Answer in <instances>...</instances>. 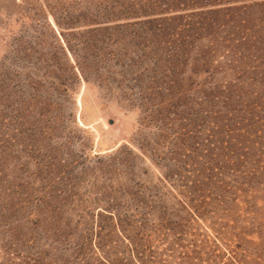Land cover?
Returning a JSON list of instances; mask_svg holds the SVG:
<instances>
[{
    "label": "trees",
    "instance_id": "1",
    "mask_svg": "<svg viewBox=\"0 0 264 264\" xmlns=\"http://www.w3.org/2000/svg\"><path fill=\"white\" fill-rule=\"evenodd\" d=\"M66 5L71 10L62 21L69 31L51 30L79 40L84 62L72 66L74 77L89 83L88 73L98 79L109 74L108 80L136 94L145 115L141 126L157 129L152 139L141 133V148L174 136L170 160L180 164L177 175L189 189L190 218H215L220 231L234 232L239 249L256 242L242 218L257 216L264 264V0H72ZM61 50L74 53L69 42ZM47 51L37 52L45 76L55 80V90H68L59 51ZM3 68L0 264H88L72 221L48 215L63 208L62 200L31 197L33 183L18 176L22 152L35 162L33 175L43 192L69 193L63 174H73L83 156L63 132L64 115L56 114L61 103L42 99L35 87L41 82L33 79L24 98L16 84L21 70ZM124 149L127 154L119 151L110 166L130 173L134 152ZM96 157L98 165L83 175L103 169L102 155ZM173 227L185 233L181 224ZM215 233L217 240L220 233ZM231 253V264H238V254ZM100 264L118 261L103 258Z\"/></svg>",
    "mask_w": 264,
    "mask_h": 264
},
{
    "label": "rangeland",
    "instance_id": "2",
    "mask_svg": "<svg viewBox=\"0 0 264 264\" xmlns=\"http://www.w3.org/2000/svg\"><path fill=\"white\" fill-rule=\"evenodd\" d=\"M71 1L0 0V69L21 70L16 84L19 92L23 90L24 98L30 80L41 82L35 86L37 94L61 103L56 114L64 115L63 132L72 137L73 147L83 156L73 174H63V188H68L69 193L60 196L42 191L33 175L35 162L21 152L16 163L18 176L22 182L33 183L31 197L62 200L63 208L50 209L48 215H61L72 221L77 237H82V256L88 264H100L103 258L118 264H231V250L238 254V264H262L257 246L261 243L257 241V216L242 218L243 226L256 235V242L239 249L232 240L234 232L220 231L215 218L208 216L202 222L190 218L185 207L189 189L177 175L180 164L170 160L174 136L153 148H141V133L152 139L157 129L154 125L146 129L141 126L145 115L136 94L133 96L123 85L108 80L109 74L98 79L95 73H88L89 83L74 77L72 66L76 68L77 62H84L81 46H77L79 40L69 34L61 38L51 30L69 31L64 29L62 18L71 10L66 5ZM67 42L74 53L66 56L61 48ZM42 51H59V62L70 82L68 90L53 88L54 79L45 76V64L37 60ZM126 145L134 152L130 173L110 166L115 155L121 154L119 151H124L122 156L127 154ZM96 155H102L103 169L83 175L85 168L98 165ZM176 224L184 227V234L173 227ZM215 232L220 233L218 241ZM2 238L0 234V246ZM67 252L74 260L73 251ZM3 256L0 250V259Z\"/></svg>",
    "mask_w": 264,
    "mask_h": 264
},
{
    "label": "bare ground",
    "instance_id": "3",
    "mask_svg": "<svg viewBox=\"0 0 264 264\" xmlns=\"http://www.w3.org/2000/svg\"><path fill=\"white\" fill-rule=\"evenodd\" d=\"M78 106H80V104Z\"/></svg>",
    "mask_w": 264,
    "mask_h": 264
}]
</instances>
